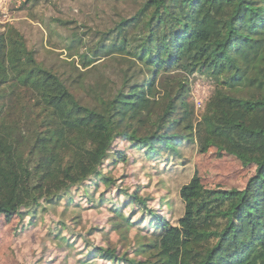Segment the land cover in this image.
Returning <instances> with one entry per match:
<instances>
[{
    "label": "trees",
    "instance_id": "1",
    "mask_svg": "<svg viewBox=\"0 0 264 264\" xmlns=\"http://www.w3.org/2000/svg\"><path fill=\"white\" fill-rule=\"evenodd\" d=\"M131 1L134 13L101 29L48 31L67 67L46 65L16 26L0 32V217L17 218L18 236L81 194L91 206L111 202V227H137L146 241L131 254L93 242L90 230L77 264H264V0ZM108 63L116 83L100 70ZM194 74L214 82L195 122ZM184 147L216 148L253 173L238 189L205 186L194 172L178 188L181 214L165 216L104 171L126 150L182 165ZM101 185L117 187L116 202L105 190L95 196ZM69 228L50 219L47 235L72 248L61 233Z\"/></svg>",
    "mask_w": 264,
    "mask_h": 264
},
{
    "label": "rangeland",
    "instance_id": "2",
    "mask_svg": "<svg viewBox=\"0 0 264 264\" xmlns=\"http://www.w3.org/2000/svg\"><path fill=\"white\" fill-rule=\"evenodd\" d=\"M25 2L26 0H0V32L8 24L16 26L21 30L30 47L41 50L38 55L40 60L46 65L65 67L67 66L63 61L69 60L66 51L61 44L54 46L57 39L53 33L48 32L49 30L71 35L75 31L80 33L87 28L101 29L109 26L111 17L128 16L137 9L136 4L131 0H44L37 6L27 8L31 10L24 7ZM56 17L71 22L67 30L60 29L54 23L52 18ZM103 60L104 57L99 62L105 64ZM76 64L79 66L78 62ZM108 64V67L104 65L103 70L101 68L100 70L105 79L116 83L117 65ZM213 90L214 82L209 77L198 74L190 77L187 101L188 109L192 108L194 122L199 119ZM181 151L185 161L179 159V162H183L182 165H174L172 159H161L159 162L143 161L136 157V151L126 150L125 161L110 164L104 171L116 180L119 189H127L129 192L137 189L140 196L149 198L148 208L155 209L158 214L165 216L181 214L178 210L180 206L178 188L194 172L205 186L238 189L245 186L247 179L253 173L252 166L244 167L234 156L213 147L205 153H198L196 148L188 147L182 148ZM170 164L175 168L171 172H166ZM103 190L111 201L116 202L114 197L118 193L117 187L106 189L101 185L96 189L95 196H99ZM74 202L81 203V207ZM74 202L62 212L63 207L65 209L63 202L56 211L52 210L48 215L39 217L35 226L28 227L18 236L13 232L17 218L13 217L7 222L0 217V264H77V259L81 256L79 250L84 246L80 236L82 234L88 237L90 230L93 232L90 236L93 242L116 246L121 251L128 249L131 254L138 243L146 241L142 237L143 232H139L137 227H121L116 230L111 227L113 224L110 219L113 213L108 209L111 202H107L105 206L98 203L91 206L81 194L75 195ZM132 208L133 205L125 207V213L128 214ZM145 212V210L138 212L134 220H138ZM145 215H149L148 212ZM50 219L55 222L64 221L69 225L70 228L61 233L68 238L69 243L73 244L72 248L66 247V242L52 240L47 235ZM149 219L148 217L147 220ZM97 264L101 263L98 261Z\"/></svg>",
    "mask_w": 264,
    "mask_h": 264
}]
</instances>
